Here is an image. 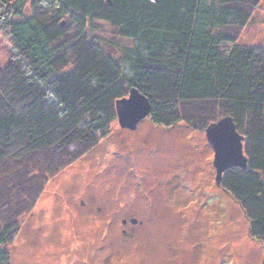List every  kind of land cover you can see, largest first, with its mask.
I'll return each instance as SVG.
<instances>
[{"label":"trees","instance_id":"16d2710c","mask_svg":"<svg viewBox=\"0 0 264 264\" xmlns=\"http://www.w3.org/2000/svg\"><path fill=\"white\" fill-rule=\"evenodd\" d=\"M242 2L0 0L13 49L10 81L0 91V148H20V157H35L48 170L47 161L66 160L71 149L87 148L104 134L117 119L116 103L133 88L149 96V116L162 125L179 119L176 101L227 102L252 145L248 167L230 168L220 184L248 212L252 235L264 239V54L223 29L247 24L249 12L230 6ZM38 6L52 13L41 16ZM94 21L128 42H111L116 51H109L94 34ZM71 55L76 66L60 69ZM7 240L0 234V246ZM0 264H10L1 251Z\"/></svg>","mask_w":264,"mask_h":264},{"label":"rangeland","instance_id":"374dc122","mask_svg":"<svg viewBox=\"0 0 264 264\" xmlns=\"http://www.w3.org/2000/svg\"><path fill=\"white\" fill-rule=\"evenodd\" d=\"M230 6L250 17L224 33L262 56L264 0ZM1 15L0 91L10 81L13 53ZM94 22L109 51H116L111 42H128L108 23ZM76 62L71 55L60 69ZM226 103L176 101L179 119L171 125L148 115L132 129L117 117L89 147L47 161L48 170L35 157H20L19 147L0 148V234L8 238L0 251L10 264H264V239L252 235L248 212L216 180L205 128L229 115Z\"/></svg>","mask_w":264,"mask_h":264},{"label":"water","instance_id":"95a60500","mask_svg":"<svg viewBox=\"0 0 264 264\" xmlns=\"http://www.w3.org/2000/svg\"><path fill=\"white\" fill-rule=\"evenodd\" d=\"M152 101L138 89L130 90L128 96L118 100L117 117L124 127L136 128L140 120L150 115ZM206 135L214 150L213 164L216 180L220 184L224 173L230 168L246 169L249 156L245 153L248 139L236 127L234 119L228 115L219 121L211 122L206 128ZM136 223V219H132Z\"/></svg>","mask_w":264,"mask_h":264},{"label":"flooded vegetation","instance_id":"af4514ba","mask_svg":"<svg viewBox=\"0 0 264 264\" xmlns=\"http://www.w3.org/2000/svg\"><path fill=\"white\" fill-rule=\"evenodd\" d=\"M137 220V219H136ZM126 232V231H125Z\"/></svg>","mask_w":264,"mask_h":264}]
</instances>
